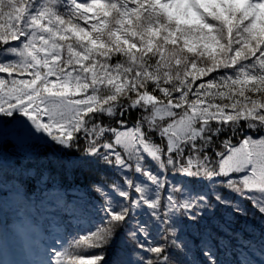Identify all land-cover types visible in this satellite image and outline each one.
Instances as JSON below:
<instances>
[{
  "label": "snow or ice",
  "instance_id": "6c2138e0",
  "mask_svg": "<svg viewBox=\"0 0 264 264\" xmlns=\"http://www.w3.org/2000/svg\"><path fill=\"white\" fill-rule=\"evenodd\" d=\"M0 264H264V0H0Z\"/></svg>",
  "mask_w": 264,
  "mask_h": 264
},
{
  "label": "trees",
  "instance_id": "16d2710c",
  "mask_svg": "<svg viewBox=\"0 0 264 264\" xmlns=\"http://www.w3.org/2000/svg\"><path fill=\"white\" fill-rule=\"evenodd\" d=\"M5 144H6V142H5ZM13 151L14 150H13V148L11 146H9V145H5L4 146V148H3V157H4V160H5L6 164L7 163H11V161L13 159L11 154H12ZM36 187H37V192H38L39 191V185H37ZM4 199L7 200L10 203H13V197L11 195L4 196ZM7 208H8L7 205L3 206V215H4L3 217H4V220L7 223V226L11 227L12 221L14 220V217H13L12 214L14 213L15 209L12 210L11 207H9L10 209L8 208V210H7ZM257 259H259V257H257Z\"/></svg>",
  "mask_w": 264,
  "mask_h": 264
},
{
  "label": "rangeland",
  "instance_id": "374dc122",
  "mask_svg": "<svg viewBox=\"0 0 264 264\" xmlns=\"http://www.w3.org/2000/svg\"><path fill=\"white\" fill-rule=\"evenodd\" d=\"M2 134H3V137H4V141L6 142L5 145H8V141H14L15 140V133H14L13 129L10 128V127L4 128L2 130ZM6 201L7 200L4 199V205H7L8 208L11 207L12 210L15 209L14 202L10 203V202H8V201L6 202ZM8 208H7V210H8ZM258 230L259 229H257V233H258ZM34 253H35V255L32 256V258L21 256V258H19V259H26V260H37V259H40V256H39L38 252H34Z\"/></svg>",
  "mask_w": 264,
  "mask_h": 264
}]
</instances>
